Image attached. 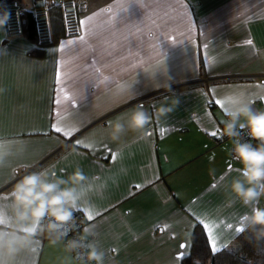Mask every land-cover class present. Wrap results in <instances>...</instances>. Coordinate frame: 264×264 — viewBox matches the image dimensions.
<instances>
[{"label":"crops","instance_id":"crops-1","mask_svg":"<svg viewBox=\"0 0 264 264\" xmlns=\"http://www.w3.org/2000/svg\"><path fill=\"white\" fill-rule=\"evenodd\" d=\"M19 2L22 15L31 13L30 0ZM95 13L100 27L89 35L81 25L83 42L65 37L59 17L54 42L40 55L36 41L0 29V141L22 142L0 165V215L11 222L10 193L26 172L67 178L79 168L88 179L77 211L84 227L94 228L88 242L98 243L104 264H181L197 217L216 222L219 250L231 246L250 209L227 202V184L242 165L230 154L231 141L218 140L223 109L209 101L264 110V0H87L81 20ZM165 14L185 23L154 28L153 19ZM108 20L113 24L103 27ZM69 39L76 43L66 45ZM165 97L178 103L157 119ZM137 107L151 116L143 135L126 131L113 142V122H126ZM58 119L80 131L71 138L55 132ZM39 240L37 252L0 256V264H81L63 241Z\"/></svg>","mask_w":264,"mask_h":264},{"label":"clouds","instance_id":"clouds-1","mask_svg":"<svg viewBox=\"0 0 264 264\" xmlns=\"http://www.w3.org/2000/svg\"><path fill=\"white\" fill-rule=\"evenodd\" d=\"M10 15L7 10L0 12V29L5 28ZM177 103L173 100L169 104L165 97L156 109L155 117H166ZM223 115L222 136L231 141L230 154L242 165L239 175L227 184V202L231 206L238 200L250 209L240 218V225L249 233L246 239L260 244L264 242V207L259 206L261 197H264V110H255L249 103L236 102L224 107ZM150 119L147 111L137 107L126 122H113L109 138L118 142L126 131L143 135ZM244 130L247 138L241 139ZM21 150V141H0V165ZM87 179L79 168L67 178L47 169L28 171L20 176L10 193L11 222L0 220V256L11 261L22 251L35 253L41 236H46L52 245L63 241L76 227L74 213L80 207L79 190ZM89 236H95L92 226L84 227L82 234L68 240L65 250L75 251L81 264H104V252L97 242H88Z\"/></svg>","mask_w":264,"mask_h":264},{"label":"built area","instance_id":"built-area-1","mask_svg":"<svg viewBox=\"0 0 264 264\" xmlns=\"http://www.w3.org/2000/svg\"><path fill=\"white\" fill-rule=\"evenodd\" d=\"M51 0H30L31 14L34 20L36 30V42L39 47H45L53 43V31L51 22ZM58 7L62 12V20L64 27V35L67 38H76L82 34V28L80 25L81 14L87 8V0H56ZM7 10L10 12V20L5 26L6 35L8 38L22 36L24 33L23 19H22V6L19 0H7L1 5V12ZM247 138L246 130L242 131L241 139ZM218 140H229L227 137L222 136V130L219 132ZM256 144V141H252ZM76 227L70 231L68 236L63 242L77 237L82 234L84 228L83 220L78 219L75 216ZM76 259V252H72ZM77 260V259H76ZM81 263L79 260H77Z\"/></svg>","mask_w":264,"mask_h":264},{"label":"trees","instance_id":"trees-1","mask_svg":"<svg viewBox=\"0 0 264 264\" xmlns=\"http://www.w3.org/2000/svg\"><path fill=\"white\" fill-rule=\"evenodd\" d=\"M7 0H0V6ZM50 8L53 37L55 38L54 25L59 17L62 19V12L58 7L56 0ZM23 29L28 38L36 41V30L34 20L30 12L24 13ZM54 42V40H53ZM41 47L34 51L36 54H41ZM74 215L83 220V216L79 211ZM249 235L247 231L241 232L234 243L217 252H213L210 246L207 234L201 224L197 223L191 233L190 252L185 256L181 264H195L199 261L200 264H264V242L257 244L255 241L250 242L246 237ZM66 244V242H63ZM72 253V252H71ZM73 255V254H72Z\"/></svg>","mask_w":264,"mask_h":264},{"label":"snow or ice","instance_id":"snow-or-ice-1","mask_svg":"<svg viewBox=\"0 0 264 264\" xmlns=\"http://www.w3.org/2000/svg\"><path fill=\"white\" fill-rule=\"evenodd\" d=\"M103 12H111V9L110 8H105V9H103ZM100 14L101 13H95L93 16H89L85 20H81L79 22L80 25L87 26L89 35H94L96 29L98 27H100L99 25H96L94 23V21L96 20V18ZM178 16H179V14H177V16H169L167 14L162 15V16L159 17L158 21L156 19H153V26H154V28H160L162 32H167L170 28H173V27L178 29L180 26H182L185 23L184 19L182 17L178 18ZM112 24H113V21L112 20H108V21L105 22L103 27H110ZM79 39H80L81 42H83L85 40V36L81 35ZM75 43H76V41L71 40V39L65 41L66 45H73ZM246 43L248 45H251L253 43V41L251 39H248L246 41ZM61 50H63V49H61ZM96 71L99 72V69H96ZM57 79L59 80V74L57 75ZM108 79H109V77H104V80H108ZM213 91H215V89H213ZM61 92H63V89H61ZM260 99L264 100V96H261ZM231 102L232 103H236L237 101L232 100ZM56 103L59 104L60 101L58 100V101H56ZM209 103L210 104H215V105L219 106L222 109L225 107V100L221 99V98H216L214 100H211V101H209ZM57 115L59 116L60 113H57ZM52 127H53L55 132L61 133L63 136L68 137V138H71L76 132L80 131V129L78 127H75V126L62 127L59 119L57 120V123L55 125H53ZM211 135L216 136L217 132L214 131V132L211 133ZM74 143L76 145H78V146L82 145L85 148H94V146H95L93 143H85L84 139H76L74 141ZM111 158H112V160H115L117 158L116 154H113ZM136 187L140 188L141 185H137ZM94 218H95L94 215L89 210L88 214H87V219L89 221H92V220H94ZM3 219H4L3 216L0 215V220H3ZM196 219H197V223L201 224L203 229L206 230L207 236L209 237V240L211 242L212 251L213 252L219 251V247L217 245V238H216L215 231H214V229L217 227L216 222L215 221H211V220H208L207 222H205V220H202L199 217H197ZM228 227L231 228L232 226L228 225ZM161 230H163V229H161ZM235 231L243 232L244 230L240 227L238 229H235ZM180 247L181 248H186L187 245L186 244H181ZM181 255H183V253H181Z\"/></svg>","mask_w":264,"mask_h":264},{"label":"rangeland","instance_id":"rangeland-1","mask_svg":"<svg viewBox=\"0 0 264 264\" xmlns=\"http://www.w3.org/2000/svg\"><path fill=\"white\" fill-rule=\"evenodd\" d=\"M74 257V256H73ZM75 259V258H74ZM76 260V259H75ZM77 261V260H76ZM78 262V261H77Z\"/></svg>","mask_w":264,"mask_h":264}]
</instances>
